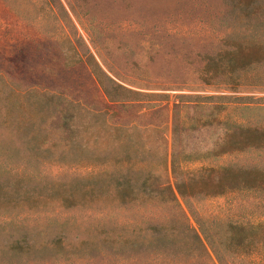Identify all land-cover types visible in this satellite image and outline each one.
Listing matches in <instances>:
<instances>
[{"label":"rangeland","instance_id":"obj_1","mask_svg":"<svg viewBox=\"0 0 264 264\" xmlns=\"http://www.w3.org/2000/svg\"><path fill=\"white\" fill-rule=\"evenodd\" d=\"M241 1L0 0V218L36 228L22 243L0 233V264H92L77 251L92 237L83 211L98 195L140 194L144 179L168 183L196 226L175 191L174 102L189 128L178 170L264 162V149L215 154L229 126L264 122L253 108L264 92L232 84L220 63L264 19ZM193 202L204 218L264 224L263 190ZM52 216L65 247L38 234Z\"/></svg>","mask_w":264,"mask_h":264},{"label":"trees","instance_id":"obj_2","mask_svg":"<svg viewBox=\"0 0 264 264\" xmlns=\"http://www.w3.org/2000/svg\"><path fill=\"white\" fill-rule=\"evenodd\" d=\"M263 2L244 0L240 3L244 8L260 9L264 8ZM232 44L219 54L223 73L227 79H232V84L264 92V19L258 21L250 33L243 35V40ZM105 93L110 102L117 101L109 92ZM184 105L181 101L173 103L172 133L176 146L171 154V165L177 174L174 175L175 191L196 226L191 224L168 183L159 184V189L148 190V181L144 179L140 194L122 192L106 195L110 197L104 199L98 195L99 207L83 211L81 215L82 223L83 220L88 222L86 228L92 237L83 240L81 248H77L93 261L92 264H264L262 222L208 219L192 209L193 200L199 193L208 196L264 191V162L230 164L219 169L178 170L179 138L182 131L189 129L181 123ZM261 107L264 106L256 104L253 108ZM249 149H264V122L229 126L215 154ZM83 186L87 187V183ZM83 189L85 199L89 197L86 192L91 190ZM112 200L115 203L112 204ZM126 210L128 214L119 218ZM50 219L46 226L37 230L38 234L47 235L46 248L55 241L65 247L62 242L66 232L64 224H57L55 216ZM35 229L24 223L15 224L12 218H0V233L15 234L20 238L18 243L33 235ZM50 236L53 239L48 241ZM83 264L91 263L85 261Z\"/></svg>","mask_w":264,"mask_h":264}]
</instances>
